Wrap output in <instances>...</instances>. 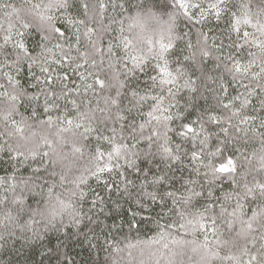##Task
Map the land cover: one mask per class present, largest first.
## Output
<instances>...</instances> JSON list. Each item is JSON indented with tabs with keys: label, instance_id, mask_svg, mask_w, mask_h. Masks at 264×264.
Segmentation results:
<instances>
[{
	"label": "snow or ice",
	"instance_id": "snow-or-ice-1",
	"mask_svg": "<svg viewBox=\"0 0 264 264\" xmlns=\"http://www.w3.org/2000/svg\"><path fill=\"white\" fill-rule=\"evenodd\" d=\"M0 264H264V0H0Z\"/></svg>",
	"mask_w": 264,
	"mask_h": 264
},
{
	"label": "trees",
	"instance_id": "trees-1",
	"mask_svg": "<svg viewBox=\"0 0 264 264\" xmlns=\"http://www.w3.org/2000/svg\"><path fill=\"white\" fill-rule=\"evenodd\" d=\"M77 251H79V249H77Z\"/></svg>",
	"mask_w": 264,
	"mask_h": 264
}]
</instances>
